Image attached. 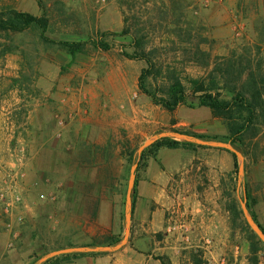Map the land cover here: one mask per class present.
<instances>
[{
  "label": "rangeland",
  "instance_id": "1",
  "mask_svg": "<svg viewBox=\"0 0 264 264\" xmlns=\"http://www.w3.org/2000/svg\"><path fill=\"white\" fill-rule=\"evenodd\" d=\"M99 1L0 0V11L14 9L47 18V36L56 44L89 42L87 53L71 63V57L56 44H44L32 32L0 33V129L12 116L19 137L2 164L0 188L9 172L16 173L21 198L11 216L0 208V264H45L61 256L59 252L103 242L107 237L119 243L93 249H115L124 242L114 251L127 247L132 212L128 198L133 202L134 191H130V181L144 152L146 161L156 156L149 150L152 142L179 132L192 137L203 134L212 139L199 140L231 145L221 135L223 125L205 133L199 121L206 119L186 106L180 117L196 124L172 127L178 122L176 111L170 113L155 105L140 91L146 62L124 55L134 54V39L142 42L161 72L149 80L159 95L163 96L176 76L186 89L189 104L195 106L198 99L190 81L207 79L211 72L225 67L227 60L240 57L243 66L251 62L252 69L261 62L264 70V0ZM124 30L129 34L124 35ZM102 41L110 50L94 49L92 43ZM6 48L14 51L2 56ZM143 119L145 136L134 127ZM260 140L264 141V135ZM202 147L192 149L200 151L192 164L193 181L208 189L219 184L225 206L231 200L226 191L231 192L249 223L245 194L248 189L253 204L260 199L257 166L262 158L254 163L232 146L238 157L236 169L233 156L225 149ZM237 171L239 179L234 181ZM210 194L215 196L216 191L211 189ZM103 201L107 223L100 226ZM18 216L20 225L15 221ZM11 221L20 231L18 239L8 227ZM176 225L171 233L180 232L184 242L191 244L189 228ZM96 228L104 234L94 237ZM230 240L234 246L249 245L239 228L232 230ZM69 244L74 247H67ZM260 263L264 264V251Z\"/></svg>",
  "mask_w": 264,
  "mask_h": 264
},
{
  "label": "crops",
  "instance_id": "2",
  "mask_svg": "<svg viewBox=\"0 0 264 264\" xmlns=\"http://www.w3.org/2000/svg\"><path fill=\"white\" fill-rule=\"evenodd\" d=\"M184 108L186 107L182 106L176 110L178 122L174 121L172 126L175 129L183 123L184 127L196 124L180 117L179 112ZM191 110L198 111L206 119L201 120L199 115V126L205 129V133L216 131L218 125H223L220 128L221 135L226 136V125L210 109ZM8 121L0 129V179L2 164L9 158V151L16 145L15 142L19 141L16 122L12 116ZM134 127L135 131L146 135V119L140 120L139 124L135 123ZM262 147L264 151V141ZM167 149L162 148L148 162L144 172L138 174L135 211L133 215L131 212V222L128 223V246L118 251L106 252L102 256L89 255L60 264H163L162 258L170 264H196V260L210 264H249V245L244 242L241 246H234L230 240V214L225 206L226 200L220 196V185L208 189L193 181L192 164L200 151ZM225 158L229 159L227 155ZM257 167L261 172L258 188L261 192L253 211L264 227V155ZM211 189L216 191L215 196H211ZM102 205L98 222L100 226H105L107 221L104 213L107 207L104 201ZM169 219L189 228L191 244L184 242L180 232H168ZM99 230L100 228H96L92 235L102 236L104 232L99 233ZM205 241L210 244L207 245Z\"/></svg>",
  "mask_w": 264,
  "mask_h": 264
},
{
  "label": "trees",
  "instance_id": "3",
  "mask_svg": "<svg viewBox=\"0 0 264 264\" xmlns=\"http://www.w3.org/2000/svg\"><path fill=\"white\" fill-rule=\"evenodd\" d=\"M49 28V20L45 17H37L14 9L0 11V33L2 34L21 35L26 32H32L36 34L39 40L44 44H56L47 36ZM123 34L127 35L129 33L127 30H124ZM261 42L264 45V39L261 40ZM88 43L89 42L60 41L56 45L59 49L66 52L67 55L71 57V63H74L79 55L87 53ZM134 43L136 48L134 54L130 55L126 53L124 55L130 60H142L146 62L147 68L142 71L139 79V88L155 105L164 108L170 113H174L182 106H186L190 109L208 108L215 117L221 119L226 125L227 134L225 136V142L230 143L233 147L242 152L245 157H252L254 163L262 158L264 151L260 139L264 135V70L262 69L263 65L261 62L256 64V69H252V63L250 62L243 66L244 63L241 61L242 58L240 57L236 61L227 60L225 67L214 70L207 79L191 80L192 93L197 95L198 99V105L195 106L189 104L186 89L181 80L176 76H173V80L169 88L164 91L163 96L159 95L157 90L149 84V80L153 78L154 73L161 74V72L156 70V66L149 57V54L145 51L142 42L138 39H134ZM92 45L94 49H103L104 51L110 50V45L103 41L94 42ZM1 46L0 44V47ZM13 51V48H6L1 55L5 56ZM224 92L226 94H224ZM193 137L202 140L212 139L211 137L201 135H193ZM218 139L219 138H216L214 140ZM162 148H184L192 150L194 148L203 147L171 138H161L153 143L149 147V150L151 154L157 155V152ZM225 151L233 156L235 168L239 169L237 155L229 150ZM146 160V153L144 152L139 162L137 161V177L132 195V215L135 211V201L138 195V174L144 167L147 168L149 159L148 161ZM238 179L239 172L237 171V178L234 181ZM226 195L231 199L227 202L226 208L230 213L232 230L235 231L239 228L242 234H244L246 241L249 243L250 264H260V254L264 251V243L245 220L243 211L237 200L233 197V194L226 191ZM245 195L247 199V208L254 221L264 232V227L258 222L253 211L254 204L252 203V198L248 189ZM118 243L119 240L116 238L107 237L103 242L96 241L86 244V247L94 248L99 245L115 246ZM67 247L74 246L69 244ZM105 254L107 253H71L54 257L45 264L67 263L89 255L98 257ZM162 262L163 264H170L163 258ZM202 263L203 262L196 260V264Z\"/></svg>",
  "mask_w": 264,
  "mask_h": 264
},
{
  "label": "built area",
  "instance_id": "4",
  "mask_svg": "<svg viewBox=\"0 0 264 264\" xmlns=\"http://www.w3.org/2000/svg\"><path fill=\"white\" fill-rule=\"evenodd\" d=\"M107 1L108 0H100L99 2L100 4H105L107 3ZM210 1L212 0H207V3H209ZM2 183L3 184L0 188V208L3 209L5 215L11 216L17 211L18 206H20V202H21L20 193L17 192L18 183H19L18 175L16 173L12 174V172H9L7 177L4 179V181H2ZM15 190H16V194H15ZM15 221L18 225H20L22 218L18 216ZM168 223H169L167 226L168 232L171 233L177 230L178 226L174 221L169 219ZM8 227L11 231L12 236L15 239H18L20 237V231L19 229L14 227L13 221H11V224L8 225ZM179 227L185 228L184 226H179ZM185 231L188 232L186 228ZM12 246L13 245L10 244V247Z\"/></svg>",
  "mask_w": 264,
  "mask_h": 264
},
{
  "label": "water",
  "instance_id": "5",
  "mask_svg": "<svg viewBox=\"0 0 264 264\" xmlns=\"http://www.w3.org/2000/svg\"><path fill=\"white\" fill-rule=\"evenodd\" d=\"M172 136H174V137H176L177 139H180V140H184V141H188V142H195L198 145L209 146V147L219 148V149H225V150H229V151L237 154L236 150L231 145H227V144H223V143H215V142H205V141H202V140H199V139L198 140L194 139L192 136L180 134L179 132L166 134V135H163L161 138H168V137H172ZM161 138H159V139H161ZM159 139H157L156 141H158ZM155 142H152V144L155 143ZM137 168H138V166L135 167L134 173H133V175L131 177L130 191H132L134 189V186H135ZM128 201H129L128 203L130 204V207L132 208V202H131V198L130 197L128 198ZM244 210L246 212V216H247V218L249 220L250 226L252 227V229L255 231V233L259 236V238L264 243V232L261 230L259 225L256 224L255 221L250 217L246 207H244ZM130 221H131V215H129L128 223ZM125 243L126 242H124L123 244H125ZM123 244L118 246V247H116L115 249H113L112 247H99V248H95V249L90 248V247H81V248H76V249L62 251V252H59L58 254L64 255V254H71V253H99V252L100 253H105V252L114 251L116 249H120L123 246ZM58 256H60V255H58Z\"/></svg>",
  "mask_w": 264,
  "mask_h": 264
}]
</instances>
